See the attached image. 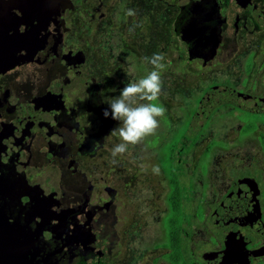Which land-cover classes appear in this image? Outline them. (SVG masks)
<instances>
[{
    "label": "flooded vegetation",
    "instance_id": "1",
    "mask_svg": "<svg viewBox=\"0 0 264 264\" xmlns=\"http://www.w3.org/2000/svg\"><path fill=\"white\" fill-rule=\"evenodd\" d=\"M153 53L167 111L113 164ZM0 175L95 237L68 264H264V0H0Z\"/></svg>",
    "mask_w": 264,
    "mask_h": 264
},
{
    "label": "water",
    "instance_id": "2",
    "mask_svg": "<svg viewBox=\"0 0 264 264\" xmlns=\"http://www.w3.org/2000/svg\"><path fill=\"white\" fill-rule=\"evenodd\" d=\"M43 204L33 197L4 196L0 191V264H68L83 252L86 233V243L94 245L95 237L90 238L88 231L77 235L85 229L77 228L71 217L55 215Z\"/></svg>",
    "mask_w": 264,
    "mask_h": 264
},
{
    "label": "clouds",
    "instance_id": "3",
    "mask_svg": "<svg viewBox=\"0 0 264 264\" xmlns=\"http://www.w3.org/2000/svg\"><path fill=\"white\" fill-rule=\"evenodd\" d=\"M127 17H135V9L128 8L125 11ZM139 24L134 23L129 28V33H133ZM153 66V70L147 75L130 80L120 89L119 95L113 97L108 102V107L103 110L105 118L111 117L117 121L109 136L118 137L121 141L115 143L110 149L112 163L115 164L116 157L122 156L128 151V146H135L141 143L146 137L154 135L159 128V117H163L166 108L162 105L152 103L157 101L163 94L162 71L165 69V56L163 53H153L151 57L143 58ZM99 142H94L98 144ZM154 174H159V166H153Z\"/></svg>",
    "mask_w": 264,
    "mask_h": 264
}]
</instances>
